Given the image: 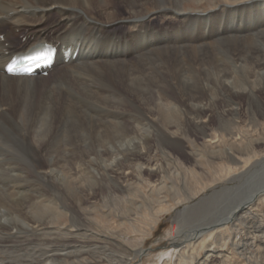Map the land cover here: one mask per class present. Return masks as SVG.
<instances>
[{
	"label": "bare ground",
	"instance_id": "bare-ground-1",
	"mask_svg": "<svg viewBox=\"0 0 264 264\" xmlns=\"http://www.w3.org/2000/svg\"><path fill=\"white\" fill-rule=\"evenodd\" d=\"M219 1L217 9L195 15L180 12L184 0H0V121L6 116L15 121L14 126L1 121L0 131H8L13 144L42 161L30 169L42 187L32 209L19 207L27 203L24 191L0 188V238L40 230L68 214L74 228L68 234H77L79 211L90 215L96 208L82 204L98 194L113 199L132 190L137 201L119 198L133 208L151 210L142 217L146 225L124 228L129 212L119 213L118 227L99 224L125 240L97 233V243L83 248L91 252L113 246L120 254L97 256L98 261L129 264L143 255L145 236L162 214L182 204L188 209L187 202L203 194L196 206L177 212L170 241L176 251L156 264H264V181H256L264 176V160L255 158L264 133L257 139L245 136L246 141L240 134L227 140L218 130L207 133L211 125L222 128L227 115L245 112L253 122L264 118V0ZM224 5L249 6L263 29L239 35L232 26L233 9L221 24ZM148 6L156 11L147 13ZM159 15L170 29L174 17L185 31L196 17H212L214 24L195 38L171 29L173 41L159 45ZM251 16H240L237 24ZM49 41L79 52L67 63L58 55L47 76L5 74L10 55ZM196 135L206 137L203 148L187 151L182 137L192 142ZM201 156L214 170L204 182L187 164ZM252 177L247 190H241ZM49 185L60 190H55L59 196L62 189L68 191L71 201L46 202L44 186ZM107 209L103 216L113 212ZM133 232L141 235L127 239ZM54 259L43 264H62Z\"/></svg>",
	"mask_w": 264,
	"mask_h": 264
},
{
	"label": "rangeland",
	"instance_id": "rangeland-1",
	"mask_svg": "<svg viewBox=\"0 0 264 264\" xmlns=\"http://www.w3.org/2000/svg\"><path fill=\"white\" fill-rule=\"evenodd\" d=\"M227 1H232V0H227ZM219 5H221V1H219V0H184L183 5L180 7L181 8L180 12H188V13H193L195 15L202 14V13L207 14L210 9H212V8L217 9V6H219ZM221 8H222V10L219 12L220 13L219 14V20L222 21L221 24H225L228 20V16L231 13V10L232 9L235 10L234 15H233V23L234 24H232V26L234 27V29L238 30L239 35H241V34L246 35V34H249V32H250V34H253L257 30L263 29L262 26L259 27L258 23H256V19L254 20L255 13L252 12V9H250V11L248 10L249 6H242L241 8L237 7V8H231L230 9L224 5ZM147 9H148L147 13H152V12L156 11L155 8L152 6H148ZM123 10H129V9L123 7ZM248 14H252V16L242 18L243 20L241 19L242 23H240V24H242L243 26H241L240 24H237V19L240 16L244 17L245 15H248ZM174 20H175V26L171 29H174V30L176 29L175 31L176 32L178 31L177 34L181 35L180 37H182V35L184 36V33L187 32L188 38H190V37L195 38V36L199 33V31L200 32H203V31L208 32L214 24V22H213L214 19L212 17H208L206 20H204L203 18H197L196 17L190 21V23H192V24L189 25V27H188L189 30L185 31V28H184L182 22L179 21L175 17H174ZM174 20H171V22L172 21L174 22ZM166 22H167V19L163 15H159L156 18V23L158 24V27H159V36L161 39L159 45H165V44L171 43L173 41V37L168 35L170 33L169 31H171V29L164 27V23H166ZM220 30H221L220 32H222V27H220ZM182 31H183V34H182ZM162 33H163V36H161ZM174 36H176V35H174ZM19 37H18V39H19ZM181 43H182V41H180V44ZM87 114L91 115L95 119L97 117V115L90 110L87 111ZM246 114L247 113H245V112L240 113V114L236 115L237 118L234 115H229L231 118L228 117V115H227L226 116L227 121L225 123L226 125L224 124V126L222 128L220 127L219 129L216 126L211 125L209 127V129L207 130V133L209 135H212L215 133V131L218 130V132H220V133L222 132L221 134H223L227 140L233 139V138H235V136H237L239 134H240L239 135L240 137L242 135L241 139L243 138L244 140H245V138L246 139H248V138L257 139V138L261 137L262 133H264V131H263L264 130V118L258 117L259 119H257L254 122L248 121L247 118H249V116H248L249 114H247V115ZM243 115H244V117H243ZM4 119L5 120H1V121L9 123L11 126L15 125L14 124L15 121L14 120L12 121V119L8 118L7 116L4 117ZM239 120H240V123H239ZM1 121H0V123H1ZM227 123H228V125H227ZM80 127H82V126H80ZM224 129H226V130H224ZM255 130H257V132ZM7 132L8 131H6L4 135H2L3 133L0 131V134L2 135V136L0 135V141L2 142V143L0 142V188L6 189V190L19 191V192L24 191L25 193L23 194V197L25 198V200L28 204L27 203H24V204L20 203L21 205L19 207H20V209H24V211H26L27 209L30 208L31 205L34 206L33 203L38 200V198H37L38 193L42 192V187H40L39 184H37V182H39L38 179L34 175L33 170H30L33 168V167H31L32 164L35 165V164L41 163L42 161H40L41 160L40 158H37L38 160L35 159L33 154H32V156H33L32 157L31 155H29L31 153H26L25 150H22L19 146L15 145V143L13 144V142L6 135V134H8ZM234 132H235V134H234ZM245 132H246V135H245ZM247 132H250V133H247ZM228 133H229V135H228ZM247 136H248V138H247ZM3 137L7 140H5ZM83 137H86V135H83ZM186 138L187 137H184V138L182 137V139H184L183 140L185 142L184 146L186 147L187 151H190L192 149L196 150L197 147L199 149H202L203 146L201 145V143H203V141L206 139V137H204L202 135L201 136L196 135V138L192 137V140L194 139L192 142H191V139H189V138L186 139ZM6 145H9V146H6ZM257 145L258 146H256V150L259 151L260 154L257 155L259 158H257V156L255 158L258 159L257 160V162H258L260 160H264L263 159L264 157H262V155L264 156V142L261 143V145H259V144H257ZM33 147H35V146H31L29 148V151H31V149ZM16 149L18 151H16ZM28 155H29V158H28ZM25 156H27V157H25ZM207 157H208V155H207ZM207 157H205V156L197 157V158H194L189 163H187V164H189V167L193 166L194 169L199 172V175H200L199 179H201V181H203V182L205 181L204 178H211L213 171H214L213 168L208 164V162H207L208 158ZM28 159H30V160L28 161ZM29 162H31V163H29ZM12 167H13V169H12ZM16 168H18V169H16ZM25 178H27V179H25ZM252 179H253V177L251 179H249L246 184L244 183L241 190H247L248 185L251 184V182H252ZM256 181L259 184L261 182L263 183L264 176L258 177L256 179ZM37 187H38V189H37ZM44 187L46 188V189H44L45 192H47L46 196H45L46 202L49 201L50 199H56L60 205L63 200L64 201L68 200V202H70L72 199V196L66 190L62 189L61 190V196H59L56 191L59 192L60 190L53 188L51 185L44 186ZM210 191L211 190L206 191V193H208ZM125 192L122 194H119V195L116 193L115 197H113V199L106 197L105 194L103 196H102V194H98V195H96L97 197L95 196V198L90 200L91 202H87L85 204H82L83 208H90L91 206H94V207L96 206V208L93 209V211L90 215H88L84 212L82 213L81 211H79L80 219L77 221V223L74 224V225L77 224L76 226L78 228L77 234H74L75 236L73 234L72 235L68 234V233H70L69 230L74 231V228L71 227V225H72L71 224V218L68 214V215L59 216L58 219L54 223H49V224L47 223L40 230L37 229L34 232H32V231L28 232V230H26L27 232H25V233L23 232V233H19V234L17 233L16 236H15V234H16L15 233L14 236H12V237H10V236H4L5 238L1 237L0 238V264H43L45 261H47V259L55 260L54 258L62 260V264H75V263L76 264L77 263L78 264H87L88 262H90L91 264H102V262L104 260L102 262H100L101 259H100V261H98L99 259L97 258V256L108 255L110 258H116L118 256V254H120L121 250H119L115 247L113 248V246H110V247L104 246V247H102V249L101 248L93 249L91 252H88L83 248H86L87 246H89V244L97 243L98 240H95L96 237H94L93 234H97V233L101 234V235H109L110 234V232H108L106 229L101 227L99 223H106L109 226L118 227L117 221H119V217H120L119 213L129 212L128 213L129 216L127 215V217L130 220L125 222L126 225L124 226V228H129V224H132V223L136 224V222L137 223L139 222L140 223V224L138 223L139 225H141V224L144 226L146 225V223H145L146 219L142 218V217H144V216L147 217L148 212H150L151 210H148L147 208L136 209V208H133V205L130 206V204H126L125 202L123 203V201H121V199L119 198V197H121L120 195H122V197H124V198L126 196L132 197L134 202L138 200L137 198L135 199V197H133V195H131V193L133 192L132 190H126ZM128 193H130V194H128ZM200 196L202 197L203 194H201ZM201 197H199V196L195 197L192 200H190L189 202H187L186 206L187 205L189 206L188 209H191L192 207L196 206L199 203ZM62 198H64V199H62ZM225 198H227L226 195H225V197L224 196H222V197L221 196H214L212 201L214 203H217V202L222 201V199H225ZM190 205H192V206H190ZM32 206H31V209H32ZM125 206L129 207L130 211L126 210ZM25 208H27V209H25ZM107 208H109L110 211H113L110 213L111 215H108V217L103 216L101 213L102 211H108ZM118 208H119V210H118ZM186 209H187V207H185V204H182V205L177 206L176 209H173L172 211H168L167 213L162 214L159 217L158 221L156 222V225H154L155 227L150 229L149 234L147 235L148 237L145 236L144 242L141 246L143 255L142 256L136 255L135 256L136 258L135 257L132 258L130 260L129 264H156V262L158 260L164 259L167 256H171L172 253L174 251H176V249L174 247H172L170 244V241H172V237H174V234H175V231H174L175 230L174 228H176L175 217L177 216L178 211L182 210V212H184V210H186ZM140 214H142V216ZM118 215H119V217H117ZM197 217L202 218V213L200 216H199V213H197ZM10 221L13 222V220H10ZM96 221H100V222H96ZM141 222H143V223H141ZM14 223L17 224V222H14ZM96 230H98V231H96ZM59 231L61 232V234ZM92 231H94V232H92ZM101 231H102V233H101ZM48 232H52V235L47 234ZM54 232H58L57 233L58 235L53 234ZM83 234L87 235V236H85L86 238L83 236ZM110 235L112 237H115L116 239H120V240L126 239V237H120L117 235L113 236L112 234H110ZM140 235L141 234H139V233L133 232L130 234V236L127 237V239L128 238L129 239H138ZM171 235H173V236H171ZM0 236H3V234L0 233ZM79 237L81 238V240ZM93 237H94V239H92ZM94 250H95V252H93ZM96 258H97V261H95ZM168 264H172V263H168Z\"/></svg>",
	"mask_w": 264,
	"mask_h": 264
}]
</instances>
